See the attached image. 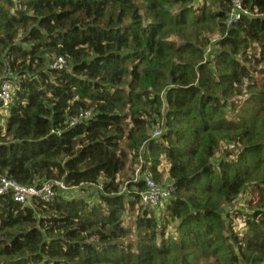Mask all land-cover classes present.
Masks as SVG:
<instances>
[{
	"label": "trees",
	"instance_id": "16d2710c",
	"mask_svg": "<svg viewBox=\"0 0 264 264\" xmlns=\"http://www.w3.org/2000/svg\"><path fill=\"white\" fill-rule=\"evenodd\" d=\"M241 5L228 25L232 0H0V176L65 186L0 195V264H264V0ZM162 159L151 209L119 176L158 184Z\"/></svg>",
	"mask_w": 264,
	"mask_h": 264
},
{
	"label": "built area",
	"instance_id": "2783aa9c",
	"mask_svg": "<svg viewBox=\"0 0 264 264\" xmlns=\"http://www.w3.org/2000/svg\"><path fill=\"white\" fill-rule=\"evenodd\" d=\"M242 0H232V10L228 18V25L236 23L241 15ZM67 64L65 59L58 58L53 64V68L61 70L66 68ZM9 71L5 74L3 78H0V112L5 110L13 94V88L8 76ZM89 113H84V116H88ZM153 137L159 136V131L154 130L152 133ZM139 169V168H138ZM136 181L141 179L145 185V191L141 193L140 202L147 206L148 208L154 209L160 206L162 200L168 197L173 190L172 186L168 185L164 190L149 176L146 174H141L140 170L136 173ZM54 188L64 190L65 186L61 182H45L39 187L28 184H21L14 179L0 176V195H9L15 202L20 204L30 203L32 199L39 198L44 201H48L54 195Z\"/></svg>",
	"mask_w": 264,
	"mask_h": 264
},
{
	"label": "rangeland",
	"instance_id": "374dc122",
	"mask_svg": "<svg viewBox=\"0 0 264 264\" xmlns=\"http://www.w3.org/2000/svg\"><path fill=\"white\" fill-rule=\"evenodd\" d=\"M6 112L5 110H1L0 112V117L1 116H5ZM153 133V131L151 132ZM167 162L162 159L161 160V164L159 166V169L161 171V174H162V179L161 181L158 183V185L160 186V188L162 190H164L168 185H170L169 183V179L167 177V172H166V169H167ZM121 178V182L123 183L122 187L126 186L127 183H129L130 180H134V179H137L136 177H131L130 173L129 172H122L119 176ZM95 192V189L90 191V187L88 188L87 186H83V187H78L77 189H75L72 194L73 196H84V197H87V198H90V194H94ZM247 193H244L242 194L238 199H236V201L231 204V205H228L227 206V210L228 212H233L234 210H241V211H246V207L244 205V202H245V198L246 197ZM166 199L167 197H165L162 202H161V206H160V209L163 207L164 203L166 202ZM229 222H231V224L233 225V227H235V229L237 231H241L242 230V223H241V220L239 217H234V216H230L228 218Z\"/></svg>",
	"mask_w": 264,
	"mask_h": 264
}]
</instances>
